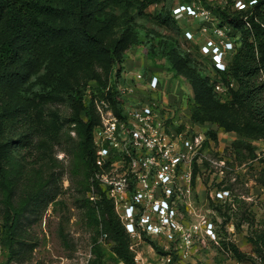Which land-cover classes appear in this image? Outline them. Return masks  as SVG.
<instances>
[{
    "label": "trees",
    "instance_id": "1",
    "mask_svg": "<svg viewBox=\"0 0 264 264\" xmlns=\"http://www.w3.org/2000/svg\"><path fill=\"white\" fill-rule=\"evenodd\" d=\"M163 1L0 0V213L10 247L23 237L19 233L22 219L56 194L54 175L44 178L39 170L27 171L24 162L35 149L48 148L56 136L60 137L64 123L59 112L51 111L48 118L45 105L62 97L71 103L70 122L75 123L77 142L71 147L76 159L74 172L83 163V177L78 182L84 193L96 186L97 198L86 197L87 205L95 201L100 212L99 218L91 210L92 218L102 224L125 263L137 264L130 235L114 203L93 180L94 130L101 123L98 103L108 102L117 116L124 117L117 82L122 61L136 46L149 44L146 53L150 58L170 53L173 70L187 75L193 86L191 121L211 122L243 136L228 150L252 146L248 139H264V0L247 10L231 8L230 0L214 7L206 4L221 25L242 35L238 51L227 56L226 69H215L219 77L207 75L184 60L171 47L172 40L165 38L155 45L154 36L142 29L138 16L159 24L169 20L163 8L158 14L147 11L150 5ZM89 80L97 85L87 98ZM218 84L226 88V94L217 89ZM211 132L206 130L216 141L217 131ZM153 240L159 253H167L157 239ZM233 250L239 259L248 258L237 245ZM173 258L178 259L176 253Z\"/></svg>",
    "mask_w": 264,
    "mask_h": 264
},
{
    "label": "rangeland",
    "instance_id": "2",
    "mask_svg": "<svg viewBox=\"0 0 264 264\" xmlns=\"http://www.w3.org/2000/svg\"><path fill=\"white\" fill-rule=\"evenodd\" d=\"M190 1L193 0H164L147 8V11L153 14H158L163 8L164 13L169 16L166 23L159 24L144 16H138L137 21L144 26L143 30H149V37L154 36L152 41L155 45H159L165 38L172 40L171 47L176 49L184 60L194 63L207 75L219 77L211 67V55L201 50V45L208 37L221 38L219 34L213 35V24L210 23L211 27L203 30L205 32L194 33V36L189 38L186 31L195 30L200 21L187 14L173 12L176 6ZM196 1L206 7V4L212 7L224 5L221 0ZM211 13L214 18H218L214 11ZM227 28L230 44L226 45L225 49L227 53H236L243 43L241 32L228 26ZM148 45L141 44L128 51L127 57L121 63V77L127 73L130 76L134 74V77H137L135 73L146 76L152 72L156 73L161 78L160 89L156 94L163 102L181 103L187 112L184 115L190 125L202 131L208 130L210 134L212 130H216L217 140L210 143L208 151L217 157L222 156L227 161L225 168L215 167L214 178L213 172L201 175L193 196L191 223H197L196 213L206 212L209 217L215 219L216 235L214 238L203 236V241L198 239L191 254L179 256L176 264H264V139H248L252 146H241L230 151L227 148L232 147L235 140L243 138L240 133L225 131L211 122L193 123L187 118V115H191L194 99L189 77L173 70L170 53H161L150 58L146 53ZM117 68L114 69L113 75ZM133 81L141 88L142 84H146L144 79L138 81L134 78ZM96 85L95 80L88 81L85 97L92 96ZM96 92L99 96L100 92ZM100 103L101 101L98 104ZM51 111H58L60 121L64 123L60 137L56 136L52 146L48 148L35 149L28 156L29 161L24 163L27 164V171L39 170L44 178L54 175L56 194L49 203L34 207L29 218L22 219L19 233H22L23 237L18 238L11 247L3 224V214L0 213V264H126L117 252L114 242L103 232L102 224L92 218L91 210L95 211L94 214L99 218L100 212L95 201L87 205L86 197L89 193H84L78 182V178L83 177V163L78 166L76 173L74 172L76 159L71 147L73 141L77 142V137L75 123L70 122L72 105L61 97L60 101L45 105L48 118L51 117ZM39 157L44 159L39 160ZM221 170L224 171L220 172ZM216 187L227 189L228 193L217 207L210 204L213 202L212 193ZM208 208H211L210 211ZM233 245H237L248 258L239 259ZM137 247L146 264L158 262L161 253L155 247L151 236L143 234ZM132 251L138 264V252Z\"/></svg>",
    "mask_w": 264,
    "mask_h": 264
},
{
    "label": "built area",
    "instance_id": "3",
    "mask_svg": "<svg viewBox=\"0 0 264 264\" xmlns=\"http://www.w3.org/2000/svg\"><path fill=\"white\" fill-rule=\"evenodd\" d=\"M221 1L227 3L229 0ZM230 2L233 9L247 10L258 0ZM212 11L193 0L176 6L173 12L200 21L195 30L186 31L189 38L194 33L205 32L211 27L209 24H213V35L219 34L221 38L208 37L201 50L211 55V67L225 70L229 54L225 47L230 44L228 28L213 17ZM247 17L245 15L246 20ZM135 76L123 74L117 82L118 92L123 97V118L114 113L108 102L98 105L101 123L94 130L96 168L93 180L114 203L130 235V248L138 252L143 234L151 236L167 250L156 264H176L174 253L178 257L189 256L198 239L203 241V236L216 235L215 219L206 212L196 213L197 223H191L193 196L201 175L213 172L214 178L215 167L225 168L227 161L208 151L214 139L187 122L181 103L163 102L156 94L161 84L156 73L147 76L135 73ZM134 78L144 79L146 84L137 87ZM216 87L226 92L222 84ZM214 189L212 199L218 205L228 193L227 189ZM89 196L92 200L97 198L94 184ZM136 260L138 264H146L139 252Z\"/></svg>",
    "mask_w": 264,
    "mask_h": 264
}]
</instances>
